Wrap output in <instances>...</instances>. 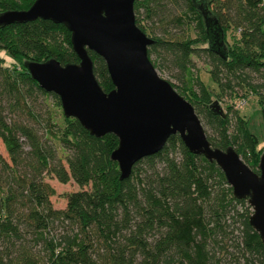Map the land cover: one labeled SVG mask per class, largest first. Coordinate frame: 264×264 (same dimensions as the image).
Here are the masks:
<instances>
[{"label": "trees", "instance_id": "16d2710c", "mask_svg": "<svg viewBox=\"0 0 264 264\" xmlns=\"http://www.w3.org/2000/svg\"><path fill=\"white\" fill-rule=\"evenodd\" d=\"M34 1L0 0V13ZM203 12L223 29L226 57L211 48ZM134 14L154 40L149 59L183 83L179 90L170 82L193 105L212 147H232L258 172L260 139L236 109L247 92L256 95L264 139V0H134ZM186 23H194L197 37L168 29ZM0 52L13 60L0 57V143L7 154L0 152V264H264L247 199L235 197L220 167L191 153L178 134L121 179L110 157L116 135L96 137L63 111L56 120L59 97L41 88L24 62L78 63L64 24L37 18L0 26ZM88 52L100 87L110 91L104 59ZM193 55L210 66L218 93L193 77ZM240 90L235 109L219 114L210 107L213 97ZM46 176L80 187L63 209L52 206Z\"/></svg>", "mask_w": 264, "mask_h": 264}, {"label": "water", "instance_id": "95a60500", "mask_svg": "<svg viewBox=\"0 0 264 264\" xmlns=\"http://www.w3.org/2000/svg\"><path fill=\"white\" fill-rule=\"evenodd\" d=\"M203 16L211 48L226 57L223 29L216 18L206 12ZM37 18L67 27L79 62L61 64L50 58L27 60L24 66L41 88L59 97L66 117L77 119L96 137L117 136L110 157L118 163L121 179L178 134L191 153L220 167L235 197L247 199L249 222L264 243V152L256 172L232 147H212L193 105L149 59L147 49L154 40L137 26L134 0H35L28 9L1 12L0 26ZM88 51L104 59L114 86L110 91L100 87ZM210 107L224 113L217 100Z\"/></svg>", "mask_w": 264, "mask_h": 264}, {"label": "rangeland", "instance_id": "374dc122", "mask_svg": "<svg viewBox=\"0 0 264 264\" xmlns=\"http://www.w3.org/2000/svg\"><path fill=\"white\" fill-rule=\"evenodd\" d=\"M194 23L188 24L187 23L181 27L173 28L172 26L168 27V29L171 31V33L175 35H181L182 33H187L190 37H197L196 31L193 29ZM162 33L160 32L161 35ZM232 33L230 31L227 32V38L228 41H230ZM231 42V41H230ZM0 57L3 58V61H5V64L12 63V59L7 56L4 52H0ZM192 58V73L193 77L197 76L201 81L209 86L211 89H214V93H218V88L215 85V83L212 81L210 76V66L206 64L202 59H199L196 56H191ZM5 59V60H4ZM158 74L163 77L164 79L168 80L169 82L174 83L179 90L182 89L183 83L179 81L176 76L171 75L167 71H160L156 69ZM174 73V72H173ZM177 90V89H176ZM244 91L240 90L237 92V95H229L228 92L225 91L224 95L222 97L216 98L213 97L212 100H217L221 108L224 112L227 111L228 106H233V109H235L234 105L236 102H238L241 95H243ZM247 103L240 106L239 109H236L240 112V114L245 115L246 118L250 119L249 122V128L256 133L258 138L260 139V142L257 146V149L261 153L264 152V139H263V133H262V126L260 123V119L258 117V111H259V105L257 103V97L253 92H247ZM51 103V102H50ZM52 110L55 113L56 120L58 122L62 121L63 113L61 107H52ZM0 152L3 156L7 157L6 151L3 148V145L0 143ZM59 154L61 157H63L62 150H59ZM258 168V167H257ZM45 180L50 183V185L54 188L55 193L50 197L52 206L54 208L63 209L66 206V195L70 192L80 190V187L75 184L73 181H69L67 183H60L58 182L54 177L52 176H46ZM89 188V186H85V189Z\"/></svg>", "mask_w": 264, "mask_h": 264}, {"label": "built area", "instance_id": "2783aa9c", "mask_svg": "<svg viewBox=\"0 0 264 264\" xmlns=\"http://www.w3.org/2000/svg\"><path fill=\"white\" fill-rule=\"evenodd\" d=\"M245 102H246L245 100H241V101L239 102V105L242 106V105L245 104Z\"/></svg>", "mask_w": 264, "mask_h": 264}]
</instances>
